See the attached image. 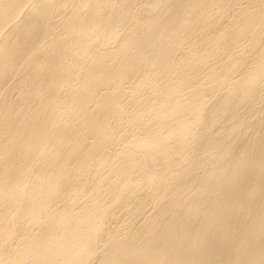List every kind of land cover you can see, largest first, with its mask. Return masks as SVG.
<instances>
[{"label":"bare ground","instance_id":"bare-ground-1","mask_svg":"<svg viewBox=\"0 0 264 264\" xmlns=\"http://www.w3.org/2000/svg\"><path fill=\"white\" fill-rule=\"evenodd\" d=\"M0 264H264V0H0Z\"/></svg>","mask_w":264,"mask_h":264}]
</instances>
